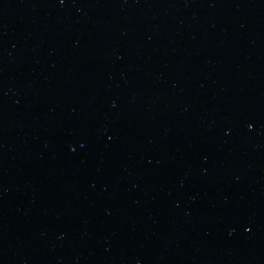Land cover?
I'll use <instances>...</instances> for the list:
<instances>
[{
	"label": "water",
	"instance_id": "water-1",
	"mask_svg": "<svg viewBox=\"0 0 264 264\" xmlns=\"http://www.w3.org/2000/svg\"><path fill=\"white\" fill-rule=\"evenodd\" d=\"M0 264H264V0H0Z\"/></svg>",
	"mask_w": 264,
	"mask_h": 264
}]
</instances>
